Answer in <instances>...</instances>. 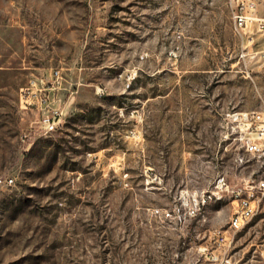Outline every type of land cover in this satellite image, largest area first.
Listing matches in <instances>:
<instances>
[{"label": "rangeland", "instance_id": "obj_1", "mask_svg": "<svg viewBox=\"0 0 264 264\" xmlns=\"http://www.w3.org/2000/svg\"><path fill=\"white\" fill-rule=\"evenodd\" d=\"M258 17L264 0H0V264H264V165L236 115L264 111ZM40 74L67 88L49 133L19 101Z\"/></svg>", "mask_w": 264, "mask_h": 264}, {"label": "built area", "instance_id": "obj_2", "mask_svg": "<svg viewBox=\"0 0 264 264\" xmlns=\"http://www.w3.org/2000/svg\"><path fill=\"white\" fill-rule=\"evenodd\" d=\"M255 19L258 22V28L263 30L264 18L258 17ZM236 21L240 26L247 22L245 16L239 14L236 15ZM260 56L264 59V50L260 52ZM60 90H67L63 85V77L60 74L34 75L28 80L26 85L20 88V107L36 113V119L33 121L31 128H35L36 131L49 133L61 127V123L65 120V106ZM236 115L244 123L248 124L247 128L256 129L253 134H244L242 143L247 151L258 153L264 165V111ZM31 131L32 129L29 134ZM249 132L252 133L253 131ZM256 186L264 194V176L257 182ZM255 210V204L251 199L242 197L237 212L231 218V225L236 228L242 227L253 217Z\"/></svg>", "mask_w": 264, "mask_h": 264}, {"label": "bare ground", "instance_id": "obj_3", "mask_svg": "<svg viewBox=\"0 0 264 264\" xmlns=\"http://www.w3.org/2000/svg\"><path fill=\"white\" fill-rule=\"evenodd\" d=\"M63 123H64V122H63ZM63 123H61V126H62Z\"/></svg>", "mask_w": 264, "mask_h": 264}]
</instances>
